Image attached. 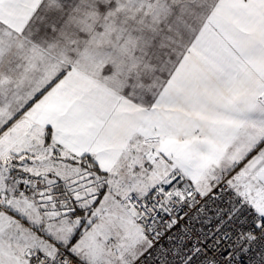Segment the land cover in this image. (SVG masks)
<instances>
[{
	"label": "snow or ice",
	"instance_id": "obj_1",
	"mask_svg": "<svg viewBox=\"0 0 264 264\" xmlns=\"http://www.w3.org/2000/svg\"><path fill=\"white\" fill-rule=\"evenodd\" d=\"M0 264H264V0H0Z\"/></svg>",
	"mask_w": 264,
	"mask_h": 264
}]
</instances>
